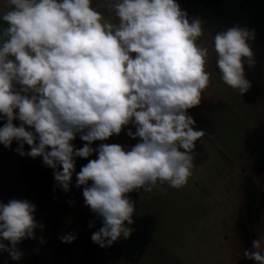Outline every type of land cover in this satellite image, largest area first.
<instances>
[{
  "label": "clouds",
  "instance_id": "9594fccd",
  "mask_svg": "<svg viewBox=\"0 0 264 264\" xmlns=\"http://www.w3.org/2000/svg\"><path fill=\"white\" fill-rule=\"evenodd\" d=\"M7 4L10 9L0 16L7 24L0 34V119L6 120L0 144L11 149L16 141L19 155L42 157L65 193L75 157L98 152L76 174V187L85 186V206L102 221L91 240L107 248L130 238L133 229L125 222L134 223L135 203L127 194L151 192L165 183L185 186L194 167L195 142L206 135L188 114L201 104L210 83L209 48L197 43L205 31L203 21L190 19L176 0H110L107 9L117 23L92 8L91 0ZM254 39L255 30L239 26L212 37L221 79L241 96L252 87L244 64L255 63L249 44ZM129 124L136 131L129 129L127 135L141 140L131 150L106 143L91 147ZM77 133L87 142L79 149L71 143ZM25 144L30 151H24ZM35 211L27 199L0 202V241L10 243L0 242V252L14 261L23 257L18 245L36 239L35 229L45 227L34 218ZM59 239L72 243L77 236ZM39 240L46 243L42 236ZM242 257L264 264V242L253 239Z\"/></svg>",
  "mask_w": 264,
  "mask_h": 264
},
{
  "label": "crops",
  "instance_id": "0c3cea01",
  "mask_svg": "<svg viewBox=\"0 0 264 264\" xmlns=\"http://www.w3.org/2000/svg\"><path fill=\"white\" fill-rule=\"evenodd\" d=\"M109 2L110 0H91L90 6L110 22L117 23L118 18L107 9ZM187 3L179 5L188 13L190 19L201 16L204 28L212 24V15L208 13L205 16V12L212 11L209 6H201L198 11L201 10L203 13L196 15L193 13V6ZM9 9L7 0H0V16ZM6 27V22L0 20V34ZM257 46L262 50V54L260 56L253 52V59L256 60L251 67L253 77L258 74L264 76V31H261ZM209 69L213 75L221 77L217 68L211 66ZM254 81L260 83L259 79ZM260 84L261 87L257 86V89L264 91V78ZM217 106L209 107L204 113L205 131L217 135L244 134L234 129L229 132V126L227 127L224 121L226 111L217 109ZM251 106L252 122L257 124V127L261 125L264 129V101L253 100ZM3 120L0 119V127L4 123ZM13 123L17 127L21 124L19 120H14ZM124 129L125 127L122 131ZM71 143H74L75 149H79L78 146L82 148L87 142L82 141L80 134L77 133ZM234 145L235 192L233 206L221 216L220 243L210 244L206 241L201 242L200 239L197 241L191 228L164 232L159 228L157 221L159 216L150 217L147 213L134 212L132 217L134 223L131 225L133 232L130 238L121 237L107 248H101L91 240V235L102 226L91 228L77 226L78 217L77 214L74 216L71 207L73 200L71 189L65 193L56 186L52 169L43 164L42 157L19 159L18 156L21 155L17 152L10 153L18 159L19 165H23L22 170L27 176L21 188L14 190L17 194L12 197L4 196L3 182L0 178V202L7 203L11 199L22 200L20 196L26 195V198L36 206L34 218L45 227L43 230L39 227L35 229L36 239H25L18 245L23 252L20 261H14L8 253L0 252V264L5 262L7 264H256L254 260L242 256L245 249H252L253 239H261L264 242V130L261 133L258 131L252 133L249 138L240 135ZM24 151H30V148ZM1 154L2 148H0V163L3 159ZM92 155L98 157V152L94 151ZM249 155L251 158L244 162ZM57 170L62 171V166H58ZM165 185L168 184L161 186ZM137 197L133 201L142 200L141 194ZM96 218L101 220L97 216ZM69 233L76 235L79 241L75 239L72 243H62L59 237ZM41 236L46 243L40 242ZM0 242L10 246L8 241ZM136 252L140 254L138 260L133 259Z\"/></svg>",
  "mask_w": 264,
  "mask_h": 264
},
{
  "label": "rangeland",
  "instance_id": "374dc122",
  "mask_svg": "<svg viewBox=\"0 0 264 264\" xmlns=\"http://www.w3.org/2000/svg\"><path fill=\"white\" fill-rule=\"evenodd\" d=\"M178 4H185L187 0H176ZM187 4L194 8L193 13L201 15V6L210 7L211 12H205V16L209 13L212 15L211 25L206 26L204 34L197 43H200L209 48V55L207 58L206 71L210 73V83L202 93L201 104L188 110V114L196 121L195 129L204 130V113L209 107L218 105L217 109L225 112V125L229 126V132L234 129L236 132L240 131L244 134H208L196 141V148L194 149V167L192 175L189 177L185 186L180 189L172 188L169 185L158 186L164 191L154 188L151 192H144L142 189L133 191L127 195L129 198L137 199L138 195H142L141 201H133L135 203V212L141 214H148L150 217L159 216V228L164 232L170 230H188L192 229L194 235L201 242L206 241L210 244H218L219 242V228L222 223L221 216L224 211H228L233 206L234 199V180L235 177V142L240 135L249 138L252 133L260 132L264 129L259 125L256 126L252 122V106L251 101H264V91L257 89L261 87V81L264 76H251V67H249L245 60V76L251 82L252 87L247 93L241 96L238 90L227 86L221 79L216 77L210 71V67L217 68L216 60L217 54L213 50L212 37L217 32L227 30L233 26L247 28L248 30H255V39L250 40L249 44L252 51L256 55L262 54V50L258 48L257 43L260 39L261 31H264V0H190ZM198 18H202L201 16ZM253 46L257 50L253 49ZM256 61V60H255ZM219 71V69H218ZM218 74V73H217ZM259 79L260 83H254L252 79ZM2 127L6 123L3 120ZM133 133L136 127L133 124L125 126V129L119 135H113L104 141H94V148H98L101 144H118L121 145L125 151L131 150L137 143L141 142L139 137L135 139L127 135L128 130ZM217 138H216V137ZM74 144V143H73ZM18 143L13 141L11 149H6L2 144V161L0 163V178H2L4 196L12 197L17 193L14 190H19L25 182L27 173L22 170L23 165H19L18 159L14 158L10 153L16 152ZM30 148L27 144L24 145V150ZM78 148H80L78 146ZM182 150V149H181ZM18 158H27V156H18ZM97 156L91 155L88 158L76 157L75 171L73 173L70 189L73 200L71 207L74 216L77 214V226L84 228L89 227L92 222V227L102 226V221L97 220L96 215L85 206L83 197V188L85 186L76 187V174L79 173L83 166L89 160L97 159ZM250 157H246L247 161ZM52 169V173H53ZM91 181L87 186H91ZM141 191V193H139ZM11 195V196H10ZM135 196V197H134ZM21 198L27 199L26 195H21ZM28 197V196H27ZM155 216V217H156ZM126 226L131 227V225ZM133 229V228H132ZM194 237V236H193ZM79 241V239H77Z\"/></svg>",
  "mask_w": 264,
  "mask_h": 264
},
{
  "label": "built area",
  "instance_id": "2783aa9c",
  "mask_svg": "<svg viewBox=\"0 0 264 264\" xmlns=\"http://www.w3.org/2000/svg\"><path fill=\"white\" fill-rule=\"evenodd\" d=\"M139 256H140V254L138 252H136L135 255L133 256V259L138 260Z\"/></svg>",
  "mask_w": 264,
  "mask_h": 264
}]
</instances>
